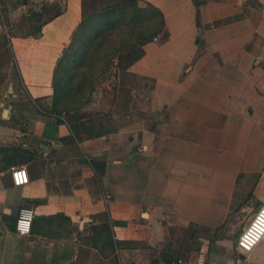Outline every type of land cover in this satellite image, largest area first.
Returning <instances> with one entry per match:
<instances>
[{"label":"crops","instance_id":"crops-1","mask_svg":"<svg viewBox=\"0 0 264 264\" xmlns=\"http://www.w3.org/2000/svg\"><path fill=\"white\" fill-rule=\"evenodd\" d=\"M84 1L0 0L5 64L27 95L19 108L15 89L0 86V264H264V241L242 260L236 250L264 206V0H137L164 15L158 41L127 61L129 74L153 81L145 111L158 118L109 129L82 114L101 99L70 125L45 114ZM53 3L63 13L40 34H10ZM111 98L91 116L111 115ZM12 167L29 184L16 187ZM22 207L45 218L28 236L15 230ZM60 214L71 224L51 219ZM182 233L186 253L173 260L167 244Z\"/></svg>","mask_w":264,"mask_h":264},{"label":"trees","instance_id":"trees-1","mask_svg":"<svg viewBox=\"0 0 264 264\" xmlns=\"http://www.w3.org/2000/svg\"><path fill=\"white\" fill-rule=\"evenodd\" d=\"M117 5L103 10L100 13L84 17L72 37L70 46L59 60L53 80L52 106L45 111L46 115L56 117L57 123L67 122L69 125L77 120L76 111L82 109L91 102L96 91L97 74L100 66L106 67L100 72L105 73L114 66L117 57H121L122 42L114 37L120 33L129 32L136 42L129 43L132 50L141 49L153 39L165 31V21L162 12L151 4L146 7L139 6L135 2ZM56 10L53 16L42 21L50 11ZM63 13V9L56 3L44 6L39 13H33L32 18L42 21L41 25L52 21ZM150 24L154 30L152 34L146 32L145 25ZM41 27V26H40ZM34 34H40L41 28ZM168 33L164 32V38ZM113 52L109 56L108 51ZM142 51L133 55L131 59H138ZM99 75V74H98ZM64 117V119H63ZM62 218L65 223L71 224V220L63 214L52 217L56 220ZM45 218H35L33 228ZM109 220V218H108ZM110 223V220H109ZM32 228V229H33ZM108 229L110 226L108 225ZM117 242L108 240V247L115 249Z\"/></svg>","mask_w":264,"mask_h":264},{"label":"rangeland","instance_id":"rangeland-1","mask_svg":"<svg viewBox=\"0 0 264 264\" xmlns=\"http://www.w3.org/2000/svg\"><path fill=\"white\" fill-rule=\"evenodd\" d=\"M127 0H85L84 1V8H85V17L90 16L92 14L100 13L103 10L117 6V5H123L129 2H126ZM48 6V5H44ZM43 6V7H44ZM143 7H146V5L142 4ZM42 7V8H43ZM56 10L50 11V13L43 18L42 21H45V19L50 18L51 16L54 15ZM40 20H37L36 18L32 17H27L25 20L22 22L23 27L19 29V31L13 33L11 32V35H30L34 34L35 32L38 31L39 27L41 26ZM146 32L148 34L153 33V26L150 24L145 25ZM7 35V34H6ZM6 40H10L8 36H6ZM158 37V36H157ZM115 40L119 43H123L121 48L122 52L121 55L124 56V65L122 68L118 67L116 64V61L119 60L118 57L115 60L114 66H111L109 70H107L105 73L100 72L106 67L100 66L101 70L99 71V75L97 74V78H95V81L97 82L96 85V93H100V95H96L94 92L91 98V102L88 104L90 105L93 100L94 102H97L95 100H100L99 106L95 107L93 109L94 105L91 107V109H88L86 112H82L84 108H86L88 105L83 107L81 112L86 113L83 117L90 116L93 118L92 119V126H98L100 128V125L103 124L106 126V128H110V126L113 127H119L123 125L130 124L132 122H137V121H142V120H150V119H157L158 117L156 115H151L150 113L146 112L145 109L147 108L148 104L151 101L152 97V90H153V81L145 78H140L137 76H133L132 74L128 73V63L127 61L128 58H131L133 55L137 54L139 51L137 50H132L129 47V43H135L136 40L134 36L127 32V33H120L117 37H114ZM153 42H155V38L153 39ZM7 47H2L0 45V86L5 88H13L15 89V93L12 95H9L12 97V102L14 106L17 107H23L25 104V100L27 99V95L25 93V90L23 89V84L21 83V80L19 76L17 75L15 68H12L11 70L8 69L7 65L5 64V61L7 58ZM113 52L112 48L109 53V56L112 58L110 55ZM120 55V56H121ZM121 62V61H120ZM15 94V96H14ZM7 99V95L3 94L2 98ZM116 98V100H113ZM111 100L116 102V105L114 106L113 113H109L111 115H102V116H91V114H96L99 110L101 111L102 107H105V109H108V101L110 102ZM93 102V103H94ZM37 110V109H36ZM76 111L75 114L77 115L78 112ZM85 110V109H84ZM91 112V113H90ZM103 118V122L99 121L98 118ZM246 215V214H244ZM243 215V217H244ZM247 217V215H246ZM241 220L238 219L236 225H238V222ZM193 232L196 233V235H199V231L202 232L204 235H210L209 231L204 230L201 231L197 228H192ZM185 231V230H181ZM213 236V234H211ZM213 241L217 239V234H215L214 238H212ZM199 239H194L190 243V248H189V253L196 249L197 243ZM189 243V234L186 235V233H182L178 239L174 237L170 243L167 244L168 247V255L171 259L173 260H178L183 254L185 253L182 251V249L185 248L186 243ZM229 244H232L231 242H228ZM174 245V246H172ZM171 246V247H170ZM170 247V248H169ZM237 252L238 249L236 247ZM112 264H115V262H112Z\"/></svg>","mask_w":264,"mask_h":264},{"label":"built area","instance_id":"built-area-1","mask_svg":"<svg viewBox=\"0 0 264 264\" xmlns=\"http://www.w3.org/2000/svg\"><path fill=\"white\" fill-rule=\"evenodd\" d=\"M0 8V18L7 32V26L4 22V16L1 13ZM158 37L155 41H158ZM12 182L16 187H22L30 182V176L24 167H12L10 169ZM110 199L109 196L106 197V202ZM36 217L35 211L30 207H22L17 216L15 230L20 236H28L32 232L33 222ZM264 241V206L259 207V209L253 214L249 223L244 227L243 231L240 233L237 240V249L243 256H247L253 252V250ZM181 263V262H180ZM244 264V262H242Z\"/></svg>","mask_w":264,"mask_h":264},{"label":"water","instance_id":"water-1","mask_svg":"<svg viewBox=\"0 0 264 264\" xmlns=\"http://www.w3.org/2000/svg\"><path fill=\"white\" fill-rule=\"evenodd\" d=\"M5 114H7V111L5 112ZM240 258H241V260H242V259L244 258V256H243V255H241V256H240Z\"/></svg>","mask_w":264,"mask_h":264}]
</instances>
